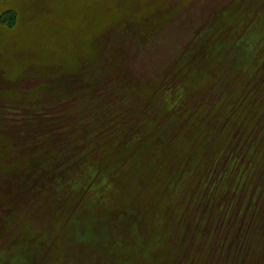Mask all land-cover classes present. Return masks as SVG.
<instances>
[{"label":"rangeland","instance_id":"rangeland-1","mask_svg":"<svg viewBox=\"0 0 264 264\" xmlns=\"http://www.w3.org/2000/svg\"><path fill=\"white\" fill-rule=\"evenodd\" d=\"M2 19L0 264H264V0ZM223 116L261 124L231 161Z\"/></svg>","mask_w":264,"mask_h":264},{"label":"trees","instance_id":"trees-1","mask_svg":"<svg viewBox=\"0 0 264 264\" xmlns=\"http://www.w3.org/2000/svg\"><path fill=\"white\" fill-rule=\"evenodd\" d=\"M2 23L3 19L0 20ZM8 24V23H5ZM227 109V108H226ZM225 109V110H226ZM255 117L252 118L251 123H248L246 119H237L234 117H221L212 120L209 124L211 125L213 131H217L224 134V137L226 135V144L223 146L222 149H226L229 153V159L230 161L236 158V155H238L239 150L245 151L247 145L252 143L253 137H256L260 132V126L254 125L256 123ZM254 122V123H252ZM206 137V135H205ZM208 138V136L206 137ZM205 138V139H206ZM233 138V142L231 144V139ZM257 143V142H256ZM255 143V145H256ZM253 143L251 144V146ZM250 149H246V152L248 153ZM225 151V150H224ZM223 151V152H224ZM222 152V153H223ZM221 153V155H222Z\"/></svg>","mask_w":264,"mask_h":264}]
</instances>
